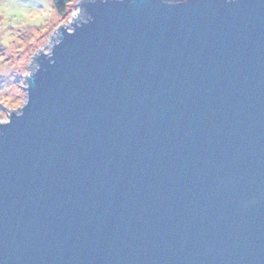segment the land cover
<instances>
[{
	"label": "water",
	"instance_id": "95a60500",
	"mask_svg": "<svg viewBox=\"0 0 264 264\" xmlns=\"http://www.w3.org/2000/svg\"><path fill=\"white\" fill-rule=\"evenodd\" d=\"M88 11L0 128V261L264 264V2Z\"/></svg>",
	"mask_w": 264,
	"mask_h": 264
},
{
	"label": "clouds",
	"instance_id": "9594fccd",
	"mask_svg": "<svg viewBox=\"0 0 264 264\" xmlns=\"http://www.w3.org/2000/svg\"><path fill=\"white\" fill-rule=\"evenodd\" d=\"M155 2L178 7L190 0ZM97 3L124 4L126 0H0V128L24 115L31 102L30 80L39 72L41 58L53 63V51L62 36L90 23L88 6Z\"/></svg>",
	"mask_w": 264,
	"mask_h": 264
}]
</instances>
